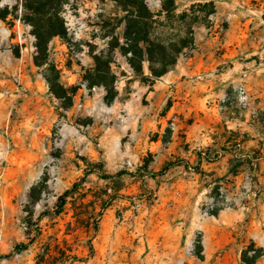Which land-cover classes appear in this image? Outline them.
Segmentation results:
<instances>
[{
  "label": "rangeland",
  "instance_id": "rangeland-1",
  "mask_svg": "<svg viewBox=\"0 0 264 264\" xmlns=\"http://www.w3.org/2000/svg\"><path fill=\"white\" fill-rule=\"evenodd\" d=\"M23 1L0 0V264H264V0H210L156 79L112 0H60L44 56Z\"/></svg>",
  "mask_w": 264,
  "mask_h": 264
},
{
  "label": "trees",
  "instance_id": "trees-1",
  "mask_svg": "<svg viewBox=\"0 0 264 264\" xmlns=\"http://www.w3.org/2000/svg\"><path fill=\"white\" fill-rule=\"evenodd\" d=\"M117 4L125 14L126 22L125 38L130 42V48L134 59L130 64L134 72L138 75L141 73V62L144 55L149 63V72L153 79L160 78L173 67L178 56L193 46V28L199 21H206L210 15L214 14L215 7L212 1L199 0L192 2L188 8L181 13L175 14L173 0H163L162 14L166 22H172L177 19L181 28V35L170 42H164L160 39L151 38L150 30L153 29L157 20L148 10L145 0H112ZM24 8L30 12L28 16L29 23L33 29V35L36 39V48L39 55H45L46 46L53 37H64L66 29L60 16V0H24ZM199 14H202L200 17ZM145 28V30H144ZM143 30V32H142ZM140 44L144 45L142 49ZM95 68L93 84H100L109 91L113 90V77L109 76V67L107 62H103L100 57H94ZM39 66L41 62L36 59ZM157 65L158 68H154ZM138 75V76H139ZM108 92V91H107ZM76 188L73 185L71 190H66L58 197V213H61L65 204V198ZM198 256H201L199 246ZM258 257V256H257ZM252 264V263H249Z\"/></svg>",
  "mask_w": 264,
  "mask_h": 264
}]
</instances>
